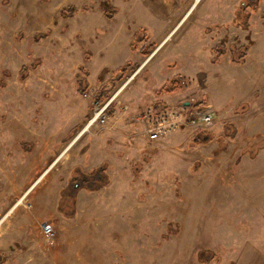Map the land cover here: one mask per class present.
Listing matches in <instances>:
<instances>
[{
	"label": "rangeland",
	"instance_id": "rangeland-1",
	"mask_svg": "<svg viewBox=\"0 0 264 264\" xmlns=\"http://www.w3.org/2000/svg\"><path fill=\"white\" fill-rule=\"evenodd\" d=\"M240 1L230 9L238 11ZM133 2L0 0V80L6 82L0 87V220L93 115L100 82L91 72L90 90L84 96L77 92L75 74L80 65L87 67V60L98 56L110 30L131 24ZM70 4L78 11L72 17H62L61 8ZM221 6H226L225 0H199L163 41L159 49L167 44L138 80L149 77L167 50L187 33L194 38L192 27L203 11L218 15ZM112 7L118 10L108 18L105 11ZM249 8L248 24H244L243 13L238 16L243 29L213 35L214 41L227 45H251L249 62L242 67L233 65L228 53L219 61V69L212 70L214 93L210 79L182 97L215 104L219 119L209 130L214 137L191 145L195 131L183 126L186 128L168 132L159 141H147L152 147L142 151L135 150L131 142L135 135L131 140L122 137L117 143L103 140L114 147L113 158H126L117 170L115 166L110 169L115 185L97 201L82 190L84 201L76 203L77 213L69 219L33 221L37 203L26 194L23 203L0 225V264H205L197 259L202 248L220 256L219 261L209 264H264V18L260 15L264 0ZM45 30H49L48 35L35 42L34 34ZM125 55L123 52L121 57ZM164 64L166 72L182 66L170 65L168 60ZM24 65L27 75L22 80ZM133 74L131 69L123 71L115 84L111 95L125 86L109 119L123 113L120 103L131 110L124 90ZM186 84V80H179L176 87ZM239 104L245 106L237 108ZM224 121H232L240 129L234 139H225L226 146L218 139ZM100 126L83 132L70 145L53 177L58 175L59 181L67 183L77 156L88 149ZM71 130L74 133L67 139ZM24 141L28 143L25 147ZM254 141L262 148L252 158L244 149ZM45 179L47 176L40 184ZM111 199L114 201L108 203ZM40 207L43 214L50 210ZM43 223L53 226L51 240L42 231ZM170 226L169 237L163 238Z\"/></svg>",
	"mask_w": 264,
	"mask_h": 264
},
{
	"label": "crops",
	"instance_id": "crops-1",
	"mask_svg": "<svg viewBox=\"0 0 264 264\" xmlns=\"http://www.w3.org/2000/svg\"><path fill=\"white\" fill-rule=\"evenodd\" d=\"M198 1L199 0H135V2L132 3V8L129 14L131 16V24H121L113 31L110 30V33L107 36L109 40L106 45H103L100 52L97 53L98 56L95 57L93 55L91 59L87 60L88 64L87 67H85L89 70V76L93 73V75L99 80L100 85L98 89L114 80L117 83V81L122 79L121 75L123 74V71H129V69L134 71L132 79L129 84L126 85V89L124 90V100L129 102L132 106L131 110L129 111L128 109L126 112L119 108V110L123 113L114 114L110 117V119L108 118L106 124L101 125L98 130L93 133L94 137L90 141L89 146L86 147V149H88L77 156V160L76 163H74L75 165H73V168L81 166L85 171H90L102 164H107L108 173L113 166H115L117 170V165H121V162L126 158H120L116 155H114L115 157L113 158L112 155L114 154L113 152H115L113 149L114 147L108 146L103 140L111 142L112 139L114 143H117L118 141H121L122 137H128L129 140H131L130 137L135 135V139L131 140V142L134 141L133 144L135 145V150L139 149L142 151L145 148L152 147V145L147 144V141L154 142V140H151L146 134L144 125L134 121V117L149 106L157 107L161 105L162 107H174L181 104L187 105L189 98L183 99V95L192 92L197 87H201L199 84L203 80H210L212 78V70L215 71L219 69L217 68L219 61L228 53H226L218 62H212L213 47L219 43L218 41L213 40V35L214 32H223L224 30L227 31L226 29H243L241 26L242 24L238 19V11L235 8L232 10L230 9V5L235 7V2L238 0H225L226 6L220 7L221 11L218 15H213V13L211 14V11H203L198 17L195 25L192 27L195 33L194 38L190 39L187 33L185 37L179 41V43L172 45L167 50L166 56L163 60H160L155 64V67L151 70L149 77L143 80H138L140 74L144 72L145 68L158 56L160 51L167 44L166 43L159 49L163 41L169 37V35L188 15ZM242 1L243 0L239 2V5H241ZM185 2L186 4H184ZM194 10L192 12H194ZM247 10L250 11V8ZM134 21L139 24H134ZM137 33H141L140 36L142 37V40H139L137 43L138 46L133 44L134 41H136L135 36ZM123 52L126 54L124 58L121 57ZM250 53L251 49L249 50L247 61L244 64L231 62L230 56L229 61L231 64L236 66H245V64L249 62ZM166 60H168L169 64L172 63L173 65L182 63V66L180 69H178V67L174 68L172 71L166 72L164 64ZM176 65L174 67H176ZM166 73H168V75H166ZM111 74H114V76ZM178 79L186 80L187 84L177 88ZM173 80L177 81L176 85H174L176 87L175 90L172 85V88L164 89L166 86H169V83ZM213 80L209 86L214 93L213 89L215 88H213L214 85H212ZM89 82L91 86L90 79ZM98 89H96V91ZM172 89L174 91L169 92ZM87 93L82 95L88 96ZM143 96H146L145 100ZM206 102L210 104L216 112L215 104L207 100ZM128 113L131 115L130 118L132 119V123L129 122L130 118ZM218 115L219 114L216 113V122L219 119ZM225 122L227 121H224V123ZM224 123L222 126V133ZM182 128L185 129L186 127ZM71 132L72 130L67 134V139H69L68 136L71 137L74 133L70 134ZM75 140L76 139L74 138L70 144H68L69 146H65V152L63 151L58 156L55 154L52 158L53 160H51L52 162L50 164V168H47L48 171H46L47 169L45 170L46 173L42 179L36 184V181L32 182V184L28 187L29 191L27 194L31 195L33 203H37L34 205L36 215L33 221L39 222L43 218L69 219L58 211L60 191L67 185L68 181L65 184L57 179L58 175L53 177L52 174L55 168L63 165L61 160L64 155L70 151V145L73 144ZM157 141H159V139H157ZM52 148L53 147H50L48 149L52 150ZM116 170H112V172H114L113 175L117 174L115 172ZM46 176L47 179L40 184ZM114 185L115 178L113 177L110 180V183L100 190L86 191L85 189H81L78 191L76 203H82V201H84L85 197L81 194L82 190H85L87 197L90 195V197H93L97 201V199L101 200L100 198H102L104 194H107ZM126 193L127 191H125L124 198L126 197ZM113 201L111 199L108 203ZM40 205H43V207H49V212L43 214V208L40 207ZM2 212L3 210L0 209V215ZM29 216L32 219L31 215Z\"/></svg>",
	"mask_w": 264,
	"mask_h": 264
},
{
	"label": "trees",
	"instance_id": "trees-1",
	"mask_svg": "<svg viewBox=\"0 0 264 264\" xmlns=\"http://www.w3.org/2000/svg\"><path fill=\"white\" fill-rule=\"evenodd\" d=\"M250 2L252 0H249ZM254 4H251L250 2H243L241 3V8L238 10V16L240 13H243L245 15L246 21L245 25L247 23V19L251 15L250 11H247V9L252 5L254 8L255 4H258L260 0H253ZM118 10L117 7H112L110 10L105 11V15L108 18H112L114 16V13ZM78 9L75 5L70 4L67 6H64L60 10V14L64 18L72 17ZM262 17L264 18V10L262 11ZM49 30L37 32L34 34V41L40 42L43 38H45L48 35ZM141 33H137L135 36V40L139 41L142 40ZM144 40V39H143ZM251 45L243 44V45H236V44H230L227 45L225 42L220 41L216 44V46L213 47V57L212 62L216 63L218 62L226 53H230V61L237 64H244L247 61L248 53L250 50ZM27 66H23L20 71V79L24 80L27 75ZM89 76V70L86 69L83 65H80L78 67V71L75 74L76 79V85H77V92L79 94H85L89 91L90 82L88 79ZM176 80L171 81L170 85L174 86L176 85ZM116 81H111L107 85L100 87L96 93H95V99L98 101H104L108 97H110L111 92L115 88ZM6 85V82L4 79L0 80V87H4ZM168 87L166 86V88ZM245 105L241 104L237 108H243ZM113 106L109 108L110 112ZM240 109H238L239 111ZM240 129L239 127L231 122L227 121L224 123L223 127V133L218 137L219 142L223 144V146H226V138L234 139L237 134L239 133ZM74 130L70 133L72 134ZM214 137L213 132L209 130H202L198 131L193 136V141L191 142V145H196L198 143H207ZM258 142V141H257ZM256 141L252 142L247 149H244V153L248 152L250 157L254 158L257 156L260 148H262V145H258ZM23 147L27 146V141L22 142ZM30 145H32L30 143ZM33 146V145H32ZM264 148V147H263ZM27 150L29 148H26ZM148 150V149H147ZM146 150V151H147ZM151 151V149H149ZM153 151V150H152ZM218 152V151H216ZM108 165L102 164L101 166L94 168L90 171H85L81 166H76L71 171V175L68 179V183L66 186H64L60 191V199L58 203V211L64 215L66 218H72L77 213V194L78 191L84 188L87 191H97L106 186L110 183V175L107 172ZM137 169V168H136ZM172 227L170 226L168 232L163 234V238H168L169 233ZM218 254L216 251L209 249V248H202L197 251V259L200 262H203L205 264H209L213 260H220V256H217Z\"/></svg>",
	"mask_w": 264,
	"mask_h": 264
},
{
	"label": "built area",
	"instance_id": "built-area-1",
	"mask_svg": "<svg viewBox=\"0 0 264 264\" xmlns=\"http://www.w3.org/2000/svg\"><path fill=\"white\" fill-rule=\"evenodd\" d=\"M121 89L103 102L96 101L93 115L85 124L82 130L83 132L90 131L92 128L107 122L109 107L117 102V96ZM119 108L126 112L129 106L120 103ZM215 119L216 114L213 107L204 99L199 100L193 96L189 98L188 106L183 104L174 107L159 108L150 106L134 117L136 123L144 125L145 132L151 140H157L162 135L176 130L181 126H186L193 130H207L215 124ZM42 230L48 240L53 238L54 229L51 224L43 223Z\"/></svg>",
	"mask_w": 264,
	"mask_h": 264
},
{
	"label": "bare ground",
	"instance_id": "bare-ground-1",
	"mask_svg": "<svg viewBox=\"0 0 264 264\" xmlns=\"http://www.w3.org/2000/svg\"><path fill=\"white\" fill-rule=\"evenodd\" d=\"M50 168V167H49ZM48 168V169H49ZM48 169L46 170V171H48ZM46 171L38 178V180L37 181H39V180H41L42 179V177L44 176V174L46 173ZM36 181V182H37ZM28 189L21 195V196H19L18 197V199H17V201L15 202V204L12 206V207H10L11 209L1 218V220H0V225H1V223H2V221L3 220H5L6 218H7V216L13 211V209H15V207L16 206H18L19 204H21V203H23V201H24V198L26 197V194L28 193Z\"/></svg>",
	"mask_w": 264,
	"mask_h": 264
},
{
	"label": "flooded vegetation",
	"instance_id": "flooded-vegetation-1",
	"mask_svg": "<svg viewBox=\"0 0 264 264\" xmlns=\"http://www.w3.org/2000/svg\"><path fill=\"white\" fill-rule=\"evenodd\" d=\"M110 96H111V95H110ZM108 98H109V97H108ZM108 98H107V99H108ZM107 99H106V100H107ZM104 101H105V100H104Z\"/></svg>",
	"mask_w": 264,
	"mask_h": 264
}]
</instances>
